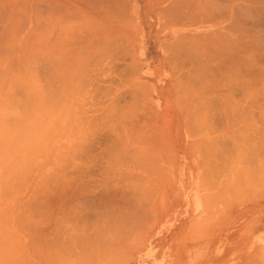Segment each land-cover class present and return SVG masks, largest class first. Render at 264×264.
I'll return each instance as SVG.
<instances>
[{"label": "bare ground", "instance_id": "6f19581e", "mask_svg": "<svg viewBox=\"0 0 264 264\" xmlns=\"http://www.w3.org/2000/svg\"><path fill=\"white\" fill-rule=\"evenodd\" d=\"M12 1L13 0H0V73H3V72L5 73L4 69H10V70L18 69L19 71H23V72L27 71L28 73L34 72L35 77H36V72L40 73V71H38L39 69L44 71V69L48 68L53 73V74L49 73V75L51 74V75L55 76V78H52V80L55 81V79H58V81L57 80L56 81L59 82V80L64 78L66 89L70 85L69 90H71V86L73 88L75 87V83L73 84V82L76 81L77 76H78V82H77L78 86H76L78 88V89L76 88V93L78 90L77 99L79 100V98L81 97L88 104L89 100H87V99L91 98L93 93L95 94V90L97 91L98 86L102 87V85H100V84L106 83L108 80L112 84H114V85L116 84V83H114V81L110 80L114 69H116V73L118 72L117 68H114L115 61L117 60V57L115 58V56H117L116 53H119V55H120V52L123 53V55L121 54V56L127 55L126 53L131 54V50H133V52L136 53L137 46L134 43H135V41L137 42L138 40H140L139 29H135V28L132 29V35L136 40L133 38L134 39V42H133L132 39L130 38L132 45L129 46L127 44L126 39H125V37L128 35V29H131L128 26V22L123 23L121 20H119L120 23L122 22L123 24H115V22L113 21L114 19H112V21L110 20V18H113V16L109 17V19H108L109 11H108V13L105 12L104 15L99 13V15L101 14L102 17L104 18V21H101L103 18H101V15H100V18L98 16L95 21L90 23L92 28L88 27V29L85 30V32H81V30H80V33H78L77 25L74 23V21H78V11L81 13H84V9H85V8H79L78 9V0H19V2H12ZM94 1L96 2L95 7L96 8L101 7V8H99L100 10L102 9L101 11H104V10L107 11V9L109 10V8L113 10L114 7L110 6L109 3H111L114 6H115V3H117V2H115V0H94ZM122 1H124V0H122ZM119 2L117 4H119ZM158 3H159L158 6L160 7V9H161V5H162L163 9L165 10L162 12L160 10L159 18L160 17L166 18L167 14H168V15L174 17V19L176 20L175 22H172V23H175L176 25H182L180 27L174 26V27L170 28L168 31L171 34V37H172L171 40L173 39V43L171 42L172 45L174 46L173 51H174V53L176 52V55H177V56L174 55L175 60L172 58V60H174V62L171 60L172 63L175 65L174 66L175 68L173 70L176 69L175 73L178 74L177 75L178 77L176 80H177L179 86H177L176 88H178V89L180 88L182 90L181 91L182 93L179 91L182 94V96L184 95V93H188V95L190 96V98L188 96V99H186V100H188V103H187L188 106L186 104L187 108L182 109V111L185 113L186 117L184 118L185 115L182 116L184 119L180 120L179 129H180L181 135H184V136L186 135V136H188L189 139H191V137H193V138L198 137L199 138V140L197 142L194 141L193 143H189L187 141V139H185V137H183V136L181 137L182 139H181L180 146L182 148L181 151L184 152L183 153L184 158L188 159L187 156L191 154V149H198V150H201V152L203 151L204 153H206L205 152L206 150H207V152L211 151L210 148L212 146L213 147L211 149L214 148L212 151H214L215 149H218V148L214 147L215 146L214 144H216V138L213 140L212 145L209 143H204L205 138H203V137H205V134H208V133L231 134V133H235V132L238 133V130L239 131L242 130L241 129L242 125H243V128L245 129V130H242L244 136H245V133H247V132L249 133L247 128L249 127L248 125H250V127L252 126L251 128L249 127L250 130L254 127V132H256L254 134L260 135L263 138L262 139L263 141L261 140V138H260V140L259 139L258 140H259V142L260 141L262 142V143L260 142L261 145H264V143H263L264 142V0H158ZM123 6H124V4H123ZM237 11L242 12L244 19L237 17V13L239 14V12H237ZM111 12L113 13V11H111ZM162 13H164L165 16H163ZM94 15H96V14H94ZM195 15L199 17L198 20H201V21H199V22H201V25L202 26L205 25V26L202 27L201 29L197 30L196 34H192V33H189L187 30H185V29H188L187 25L181 24L180 20L182 19L184 21H187L189 18H191L193 16L195 17ZM239 15H241V14H239ZM98 18H99V21H97ZM114 18H115V16H114ZM202 18H205V19L203 20ZM256 20L259 21L260 24H258V25L256 24V26H255V22L253 23L254 25L248 24V22H250V21L253 22ZM257 21H256V23H258ZM183 27H184V29H183ZM184 30L186 32H183ZM139 44H140V42H139ZM163 48L165 49L166 47H164V45H163ZM171 50H170V52H171ZM166 52L168 53V49L166 50ZM139 60H140V58H139ZM120 61H125V60L121 59ZM123 66L124 65H122V69L124 70ZM142 66H143V64H142ZM128 67H130V65H128ZM136 67L134 66V69H131V67H130V69L128 68V70H132L131 73L132 72L135 73L136 71L134 72V70L136 69ZM126 68H127V66H126ZM48 69L46 70V72L48 71ZM122 69L120 71H122ZM41 73H42V71H41ZM127 73L129 75L131 74L130 72H127ZM8 74H9V72H8ZM113 74H115V72ZM120 74H122V73H120ZM2 75L0 74V77H2ZM9 76L10 75H8V77ZM29 76H30V74H29ZM45 79H47V78L45 77ZM19 80H18V82H19ZM116 80H117V78H116ZM120 80H122V78ZM128 80L130 81V79H128ZM16 81H17V79H16ZM49 81H51V80H49ZM129 81H127V82L125 81L123 84H128ZM11 82L14 83V86L17 85L15 80L11 81ZM20 82L18 84L22 83V82L21 83ZM57 82H55V84ZM110 82H108V84H111ZM3 84L5 85V81L3 82ZM3 84L0 85L1 86L0 94L2 92L1 89L5 90V87L8 85L6 83L7 85L4 86ZM71 84H73L74 86ZM118 84H119V82H117V84L115 85L116 91L111 92V93H113L112 95H111V93L108 94V92H110L108 90L111 88V85L109 86L110 88L109 87L107 88L105 86V89L106 88L108 89V90L106 89L108 92L104 91L107 94L106 95L104 93L106 95L105 97H109V98L111 97L110 98L111 103H109L108 106L105 107L103 114L101 113V119H103V121H104L102 123L100 122L101 124L98 122V120L100 118L98 116V114H97V116H94V117L92 116L93 113H96V111H98L97 108H96L97 110L94 109L96 111H94L92 108H90L91 103L93 105V102L96 103L95 101H90V106L88 105L89 107H87V109L90 108L89 110L82 109L85 111L87 110L86 113H83L85 116L82 114L83 116L81 115L80 117H77L79 119L81 117H85L84 120L81 118L80 119L81 121H78L77 125H76V122L78 119L76 121H73L74 123L72 122L69 124L67 122V120L69 119L68 121L70 122V119H71L70 116H72L70 113H72V112L74 114L80 113L82 110L80 109L81 111L79 110L78 112H74V111H72L73 107L71 106V108H72L71 109L72 112H71L69 106L72 104L74 105L76 100H73V98H72V101H75L74 103L71 100H70V102H69V100L64 101L66 104L69 103V105L64 104L66 107L67 106L69 107V108L67 107L68 110H64V112L66 111L65 114L67 112L69 114L64 123L66 124V122H67V124H69V125L65 126L66 130L68 132L70 129L71 130L69 133L66 132L67 135H65L66 133L65 134L63 133V134L65 136L69 135V137L71 135L70 138H74V140L73 141L70 140L71 144H69V145L65 144L68 146V147L65 146V147H67L65 149V150H67V153H66V156H67L66 159L67 160L65 161V159L63 157L62 158L64 159V163L67 162L68 166L66 167L65 166L66 164L65 165L63 164L64 167H62V168H63V172H65V173L63 174L61 180H59V179L56 180L58 182H56L57 186L55 187L56 188L55 190H53V189L49 190L48 189V194L49 195H54V193L57 195L59 194L61 196L60 198H62V200H60V201H63V204H62L63 207L61 205H58L59 204L58 202H57L58 204L56 202L53 203V205L56 204V208H55V205L54 206L51 205L54 207V208H52L51 211H53L54 209H57V205L60 206L58 208H62V209H60V210H62V214H60V215H62L61 216L62 219L60 218L61 219V225H62V226L61 225L60 226L62 228L65 226V229H66L67 223L73 224L74 220H76V218H74V216L77 217L76 214H78V223H77L78 224V227H77L78 239H75L78 241V243L75 245L76 246L78 245L79 249H80V247L83 248L82 244L85 243L84 245H86V243H87L88 238L86 239V242L83 241V239L86 237V235L84 237L86 230L85 231H83V230L86 229L88 226L86 227L87 222H83V221L87 220L88 213H93L95 211L94 215H96V214H98V212H97L98 209L103 211L105 213L104 216L100 217L99 219H95V218L99 217V216L96 217L97 215L94 217L95 220L102 221V222L98 223V225L100 227L98 225H95V224H97L96 222H98V221L93 222L95 224H93V223H90V224H93L94 228L96 226H98L99 228H101V226H103V225L105 227L108 226L110 233H112L113 231L116 232L120 229H123L127 223L128 224L131 223L132 225H130V226L132 227L134 221L141 223V224L136 223L135 224L136 226L138 225V226L142 227V226H144L142 223L149 221L151 218L155 217V213L156 214L158 213V207H159L158 201L161 197L165 196V194L162 193L163 183L167 182V185H168V188L165 187V190L167 188L165 193L167 194L169 191V194H171L173 185L176 183V179H178L177 175H176L177 173L175 170L178 168V166H180L179 164L181 162H179V164H177L178 161H176V162L170 161L169 158H170V156H173L174 154H176L175 153L176 151L178 153H180V151H178V150L175 151L174 144L171 142L170 138H168V140L170 139V141H168L167 144H164V146H162L163 144L158 145V143L155 144L154 141L147 140V143L149 142L150 146H152L154 144L153 146L156 147L158 145L157 146V147H159L158 150L153 149L155 154L149 155L148 152H144L143 154H141L140 152H138V150L137 151L136 150L131 151L130 141L133 139V137H132V139L130 137L131 134H132V136L133 135L135 136L137 134L136 131H138V132L142 131L138 135L135 136V137H139L140 134L141 133L143 134V131H144V130H142V128L144 127L142 125V123L138 122L139 124L137 123V127H138L137 128L135 126L136 125L135 121L138 120L139 112H141V113L146 112V111L142 112L140 110V108L143 104L142 102H144L146 98H143L144 101H143V99H142V101L140 100V102H141V105H140L138 100H137L138 98L136 97V95L138 96L139 94H143V93L145 95L146 92L139 93V92H141L140 90H143L142 88L141 89L138 88V89H136V91H130V92H136V93H131L133 95L131 97L135 96V98L137 100L136 102L138 103V104L135 103L137 106H136V108L134 107L135 110H133V111L137 110L136 112H134L136 115H133L132 113H128V111L126 112L124 110L122 112H120L121 111L119 109L120 105L117 106L118 103L116 104L115 100L118 99L119 104H121L120 103V100H121L120 97L121 96L119 95V91H120L121 87H124L125 85L119 84V86H118ZM50 85H51V82H50ZM3 86H4V88H3ZM14 86H12V87H14ZM54 86L55 85L53 84L52 87H54ZM62 86H64V84ZM55 89H57V88H55ZM69 90L67 89V92H69ZM137 90H139V91L137 92ZM5 91H7V90H5ZM63 91H64V89H63ZM73 91L75 93V89L72 90V94H73ZM36 93H34L35 96L36 95L38 96L40 94V93L39 94H36ZM91 93H92V95H91ZM64 94H66V93H64ZM134 94H136V95H134ZM6 95H9V94H6ZM42 95L41 96L39 95V97H41V98H39V97H37V98L40 99V103H42V105H43V103H44L43 102L44 101L43 96L44 95L43 96ZM100 95L102 96V98H104L103 94H100ZM101 96L99 97V99L101 98ZM70 97H71V94H70ZM73 97L75 98V96H73ZM2 98H4V97H2ZM33 98H34V96H33ZM67 98H68V96H67ZM93 98H95V97H93ZM95 99L97 101V98H95ZM139 99H141V97ZM41 100H43V101H41ZM84 100L83 101L79 100L78 104L79 103L81 105L83 104V106L86 107L87 104H86V102L84 103ZM186 100H185V103L187 102ZM60 101H61V99H60ZM80 101L83 103H81ZM57 102H58V100H57ZM98 102H100V101L98 100ZM151 102H152V104H154V102L152 100H151ZM183 103H184V101L182 100V104ZM97 104L95 106H97ZM101 104L102 103H100V105ZM65 106H63V107L60 106L61 108L59 107V111L60 110L62 111V108H65ZM79 106L80 105H78L77 110L79 109ZM116 106L119 108L117 109ZM146 106L149 107V103ZM42 107H45V106L43 105V106H41V108ZM152 107H153V109H157V108H155V106H152ZM209 107H210V109L211 108L212 109L208 110ZM223 107H225V108H223ZM81 108H83V107H81ZM146 108L147 107H145L143 109L146 110ZM149 108H151V107H149ZM149 108H147V110H149ZM132 109L133 108H131V111L130 110L129 111L132 112ZM153 109H150V112L151 113L153 112V114L155 115L156 112ZM218 109H221V110H218ZM43 110H44V108H43ZM74 110H76V107L74 108ZM100 110H102V109H100ZM21 111H24V110H21ZM27 111H28V109H27ZM59 111H57V112L60 113ZM212 111H216V114L213 115L214 117L212 116L213 121L215 119L221 120V118L223 120V117H225V120L227 121L228 124L226 126L223 125L224 127L221 126L222 128H220V129L217 127L208 128V127L202 126V123H204L207 119L209 120L208 117L206 119V116L209 115V113H207V112H212ZM45 112H46V110H45ZM51 112H53V113H51V115L53 114L52 116H54L51 118V115H50L51 120H56L55 117L59 116V114L57 115V112H56L57 116H55V112L54 111H51ZM147 112L149 113V111H147ZM23 113H25V112H23ZM31 113H32V111H31ZM24 115H22V117ZM66 115H64L63 117L66 118ZM102 115H104V116H102ZM156 115H155V117H158ZM60 116H61V114H60ZM30 117L32 118V115ZM68 117H70V118H68ZM141 117L143 118V116H141ZM108 118L109 119L111 118L114 121V122L112 121V123H114L115 125L110 126V123L107 122L109 125L108 126L106 124V121H109ZM145 118H147V117H145ZM180 118L181 117H179V119ZM186 118L187 119L189 118L188 119L189 121L190 120L193 121L192 125H191V121L186 122ZM101 119L99 121H101ZM73 120H74V118H73ZM210 120H211V118H210ZM94 121L97 123L95 124ZM130 121H132V122H130ZM143 121H145V120H143ZM48 122H50V121H48ZM119 122L122 124L123 130L118 129V131L119 132L124 131V135H126V137L130 134L129 137L131 140H129V144H128L129 146L127 144H125V142H124L125 137L121 133H120L121 135L118 133L120 136H122V138L120 137L121 138L120 140H118V138H115L116 137L115 134L114 135L112 134L114 137L110 135L112 133V131L114 132L115 130H117V128L114 129L112 127L120 125ZM129 122H130V125L128 126ZM57 123H58V120H57ZM89 123H90V125H89ZM92 123L96 125L95 128H98L97 131L99 129L101 130V128L103 127L102 124L107 125V129H109L108 131L111 130V132H109L110 134H108V132L105 133L106 136L104 139L107 141L106 142L107 146H109L108 145L109 141L111 144H113L111 142L112 137L115 138V140L117 139L118 142L121 141V147L120 148L118 146L117 147L118 149H116V146H115V149H116L115 151H118L119 154L117 152L116 153H109V152H111L110 150L114 149V147H113V149L112 148L109 149V152H108V150L103 149L102 154L100 153V156L97 158L98 161L91 159L94 157H90V159L88 158L89 156H91L93 154L92 149L91 150H89V149L85 150L88 147V144L89 143L91 144V142H90L91 140L89 141L88 139L89 138L90 139L96 138L94 134L99 132V131L97 132L95 128L91 129L92 131L90 130V128H88L91 131V132L88 131V134L89 133L91 134L93 132V130L96 131V133L95 132H94V134L92 133L93 135L92 134H91V136L89 135L90 137L87 136V134L84 135L85 133H87V130H86L87 128L85 127V125L87 124L88 127H92V126L94 127L95 125H91ZM193 123H195V124L199 123V126L197 125L198 128H195V126H194L195 124H193ZM206 123H208V122L206 121ZM260 123H261V125H258ZM52 124H54V123L52 122ZM71 124H75V126H73ZM81 124H82V126H81ZM97 124L101 125L102 127L99 126L100 127L99 128ZM251 124H253V125H251ZM54 125H52V126H54ZM70 125H71V127H70ZM78 125L80 126L79 130H80V128L84 131L86 130L85 133L82 130L81 131L83 132V134L81 131H79V130L77 131ZM140 125H141V127H140ZM238 125H240L241 130L239 128H238V130H236ZM246 125L248 127L245 128L244 126H246ZM19 126H20V124H19ZM34 126H36V125H34ZM46 126H48V125H46ZM120 126L118 128H121ZM213 126H214V124H213ZM48 127H49V129H51L50 126H48ZM65 127L63 126V128H62L64 132L66 131ZM73 127L77 128V129H75L76 131H73V132H76V135H78L81 132L80 134L84 135L85 138L82 135H80V137L78 138V136H76L75 133L72 132V130H74V129H72ZM82 127L85 129H83ZM108 127H110L111 129ZM54 128H55V126H54ZM68 128H70V129L68 130ZM103 128H102V130L104 133V130H106V129L105 128L103 129ZM145 128H147V125L145 126ZM145 128H143V129H145ZM153 128H156V127H153ZM135 129H137V130H135ZM133 130H135V132ZM58 131H60V130H58ZM251 131H253V130H251ZM130 132H133L134 134L130 133ZM147 132H148V130H147ZM149 132H151V131H149ZM33 134H34V130H33ZM98 134H100V133H98ZM101 134H102V131H101ZM102 135H104V134H102ZM163 135H162L163 137L162 136H160V137H162V138H164L165 136L168 137L166 134H163ZM240 135H242V134H240ZM240 135H239V137H240ZM243 135H242V137H244ZM250 135H253V134H249L247 136L249 137ZM256 135H254V137H253L254 139H255ZM57 136H58V133H57ZM72 136H74V137H72ZM96 136L98 137L99 135L96 134ZM157 136H159V135H157ZM231 137H232V135L231 136L229 135L230 139H231ZM236 137L237 136L234 135V140L238 138V137L237 138ZM242 137L240 139H242ZM56 138H58V137H56ZM66 138L67 137H65V139ZM249 138L245 137L242 139L243 142L245 140L244 144L247 143L246 139H249ZM253 138L251 136V139H253ZM61 139H63V138H61ZM81 139L83 142H84L83 139H85L84 144H83V142L80 143ZM122 139L124 140L123 142H122ZM218 139H217V141H218L217 145L220 144L219 143L220 140H218ZM240 139L238 138L239 141H241ZM86 140L89 141V143L87 145H86ZM134 140H133V142L135 143L136 139H134ZM238 140H236V145H234V147L235 146L237 147V145L239 143L238 149H240L241 152H243V149L245 147L241 146V148H240L241 143L240 142L237 143ZM256 140H257V138H256ZM93 141L95 142V140H93ZM230 141L232 143V140H230ZM255 142H257V141H255ZM114 143H116V141ZM260 143H255V144H259L257 146L262 147V146H260ZM93 144H95V143H93ZM204 144H206V145L208 144L207 145L208 147H206L207 149L204 147V146H206ZM248 144L250 145V142ZM250 146H249V148H250ZM253 146H251V149H252L251 152L253 151V148H252ZM258 147H256V149H255L256 151L255 150L254 151L255 152L258 151L260 153V150H259L260 148L258 149ZM88 148H90V147H88ZM91 148H93V147H91ZM203 148H205V149H203ZM39 149H40V146H39ZM63 149H64V143L62 146V153H63ZM128 149H130V150H128ZM263 149H261V151L264 153ZM245 150H247V149H245ZM115 151L113 150V152H115ZM235 151L237 152V150H235ZM84 152H85V155H87V157L86 156L83 157V159L85 158V160H83L81 156L80 157L78 156V154H81V153H83L82 155H84ZM197 152H199V151H196V153ZM211 152H210V154H211ZM241 152H239V153L241 154ZM249 152H250V150H249ZM249 152L247 150V152H246V153H248L247 157H248V159L252 160L254 157L252 155L254 153L252 152V154H249ZM86 153H88V154H86ZM259 153H255V155L258 154V155H256L258 157ZM115 154H118V155H115ZM206 154L210 155L209 152ZM146 155H149V156H146ZM250 155L252 158H249ZM183 156H182V158H183ZM262 156H264V154ZM238 157H239V155L237 156V158ZM247 157H245V160L243 157H241L243 160L242 159H236V161L241 160L242 161L241 163L243 165L244 162L246 161ZM260 157H261V155H260ZM209 158H211L210 159V161H211L212 156H210ZM79 159H80V162L78 163ZM214 160H217V159L214 158ZM100 161H102V163H101L102 166L99 163ZM201 161L203 162V160H201ZM212 162H213V160H212ZM249 162H250V160H249ZM260 162H262V164H264V160L263 161L260 160ZM185 163L188 164L187 162H185ZM192 163H193V161H192ZM197 163L200 166L201 163H199V162H197ZM241 163H240V165H241ZM99 165H100V167H99ZM206 165L209 167V164H206ZM249 165L252 166L251 163ZM249 165L246 164V166H248L250 168ZM70 166H73V167L70 168ZM246 166L243 165V168L245 167V169L246 168L248 169V167H246ZM212 167H211V169L215 168V167L214 168H212ZM69 169H71L74 172L73 173H70V171L68 172ZM217 169H218V167H217ZM249 170L250 169H248V171ZM257 170H259V169H257ZM257 170L255 169V173L258 172ZM221 171H219V172H221ZM215 172H217V171H215ZM215 172H214V174H215ZM251 173H253V172L252 171L250 172V176H249L250 179L252 178L251 176L253 175ZM222 174L223 173H221V175ZM256 179H257V177H256ZM207 183H209V182H207ZM215 184H216V182H215ZM54 185H55V182H54ZM212 187H214V185ZM236 188L237 187H235V190H236ZM37 190H39V189H37ZM45 196H47V195L45 194ZM54 197H56V196H54ZM206 197H208V196H206ZM37 198L39 199L41 197L37 196ZM46 198L48 199V197H45L44 200H47ZM38 199H35V200L37 201ZM40 200H42V199L38 200L40 202L39 204H42V202ZM58 200H59V197H58ZM32 202H34V201H32ZM66 202L68 205L66 204ZM77 202H78V204H77ZM31 204H33V203H31ZM36 204L39 205L38 203H36ZM43 204H46V202L45 203L43 202ZM33 205H30L31 206L30 208H32ZM48 206L44 205L43 206L44 208L42 207L43 209L41 207H40L41 208L40 209V208H38L39 206H37V208L40 209V211L37 210L36 212L39 211L38 213L40 214ZM34 208H36V207H34ZM71 209L76 210L78 213L76 211H74V212L72 211L74 214L70 213ZM57 210H59V209H57ZM34 211H35V209H34ZM16 213H17V211H16ZM31 213L34 214V212H32V211H31ZM38 213H37V215H38ZM43 213H45V211ZM47 213H48V208H47ZM100 213H99V215H103ZM70 214H72L70 217L71 218L73 217L74 220H71V218L69 217ZM44 215H46V214H44ZM34 216L35 215L31 216L30 218H33ZM38 216L40 217L41 214ZM66 216L69 218L67 219ZM39 217H37V218H39ZM91 217H93V216H91ZM37 218H34V221ZM40 218L43 220L42 217H40ZM54 219L56 220L58 218L53 217V220ZM94 219L93 220L91 219V220L95 221ZM68 220H69V222H67ZM34 221H32V222H34ZM52 221H51V224H52ZM87 221L89 222L90 220H87ZM151 222H152V219H151ZM84 223H85V226H84ZM34 224H35V222H34ZM80 224H83L82 226H84L86 228L81 229ZM90 224L88 223V225H90ZM57 226H58V228H57ZM93 226L91 225L92 228L91 227L90 228L88 227V228L91 230V229H93ZM130 226L128 227V230L131 229L130 233L132 230L134 231L135 228H136L135 229L136 231H137V229H140V228L135 227V226H134L135 228H133V227L131 228ZM24 228H26V227H24ZM31 228H33V227H31ZM55 228H57V232H55L56 233L55 236H57V238L59 236L62 237V235H59V234L62 233L63 230H61V229H60L61 231L58 230L59 224H57L55 226ZM125 228L127 229V227H125ZM143 228H146V225ZM27 229H28V227H27ZM28 231H29V229H28ZM33 231L35 233V230H33ZM51 231H49V232L51 233ZM103 231H104L103 234L101 231H98L97 234L95 233L96 231H94V233L96 236L101 235V238L103 239L106 235L105 232L107 230L105 231L103 229ZM139 232L141 233L142 231H139ZM64 233H65V231H64ZM66 233H67V231H66ZM137 233L134 232V234H137ZM30 234L33 235V233H30ZM43 234H45V233H43ZM91 234H92V236H94L93 233H91ZM14 235H16V234H14ZM102 235H104V236H102ZM81 237L83 238L82 240H81ZM88 237H91V235ZM52 238H54V237H52ZM55 238H54V242H55ZM91 238H93V237H91ZM98 238H100V236ZM125 238L126 237L124 236V239ZM37 239H38V237L35 239L38 242ZM95 239H96V237H95ZM124 239H122V240L124 241ZM93 240H94V238H93ZM93 240H92V244H96V243H98V241L100 239L98 241L96 239V241H97L96 243H95V241L93 243ZM43 241H44L43 243L45 244V237H44ZM51 241H53V239ZM56 241H58V240H56ZM101 241L103 242V240H101ZM101 241H100V243H102ZM107 241H109L108 238H106V243H107ZM123 241H118L120 243H117L116 247L121 246L122 245L121 242L122 243L125 242V241L124 242ZM127 242L129 243V241H127ZM19 243H20V241H19ZM55 243H57V242H55ZM68 243H67V245H68ZM137 243H139V242H137ZM109 244H110V242H109ZM52 245H53V243H52ZM67 245H65V246H67ZM98 245H100V244L98 243ZM110 245H113V246H111L113 248L115 246L114 243L112 244V242ZM41 247H42V245H41ZM55 247H56V244H55ZM100 247H103V248H101L102 250L105 249L106 247L108 248V243H107V246H104V244H103V246H100ZM124 247H125V245H124ZM126 247H128V246H126ZM131 247H133V244ZM36 248H37V246H36ZM43 248L46 249L45 247H43ZM52 248H53V246H52ZM59 248H57V249L59 250ZM110 248L105 249V250L110 251ZM113 248L111 251H113ZM118 248H119V253H120L121 252L120 247H118ZM12 249H13V247H12ZM61 249H62V247H61ZM98 249H100L99 246H98ZM114 249H116V248H114ZM47 250H49V249H47ZM82 250H79V252ZM88 250L92 251L90 246H89ZM95 250L96 249H94L93 251H95ZM49 251H51V250H49ZM96 251H98V250H96ZM111 251H110L111 254L114 253ZM115 251H117V250H115ZM13 252H15V249L13 250ZM54 252H56V251L54 250ZM61 252H62V250H61ZM85 252H86V250H85ZM85 252L83 251V252L79 253V254H82L81 257L83 256V260L80 259V261H79L82 264H84V263L86 264L88 259L87 260H85V259L88 255L91 256V254H84ZM101 252L104 253V251H99V253H100V254H98V255H100L99 258L100 257L102 258ZM123 252H125V250ZM43 254L45 255V251ZM105 254L107 255L108 253H105ZM115 254H116V252H115ZM8 255H11V254L8 253ZM47 255H49V254H47ZM58 255L59 254H57V257H59ZM63 255H64V253H63ZM85 255H87V256H85ZM98 255L97 254L94 255V252H93L92 256H93V258H95L94 256H97V258H98ZM72 256H70V257L72 258ZM84 256H85V259H84ZM112 256H114V254H112ZM112 256H111V258H114ZM70 257H68V258H70ZM104 257H103V259H105V260L108 259L107 258L108 256L105 258ZM22 258H23V256H22ZM38 258L40 259V257H38ZM48 259H46V261ZM103 259H101L102 261L100 260V263H98V264H102ZM50 260H51V257H50ZM64 260H65V258H64ZM81 260H82V262H81ZM109 260H112V259H109ZM71 261H69V262H71ZM66 262H68V261H66ZM30 263H32V262L30 261ZM49 263H50V261H49ZM61 263L64 264L62 262V260H61ZM87 263H89V262H87ZM89 264H91V263H89ZM109 264H110V262H109Z\"/></svg>", "mask_w": 264, "mask_h": 264}, {"label": "rangeland", "instance_id": "374dc122", "mask_svg": "<svg viewBox=\"0 0 264 264\" xmlns=\"http://www.w3.org/2000/svg\"><path fill=\"white\" fill-rule=\"evenodd\" d=\"M82 1H83L84 5H78V9L79 8H85L84 9V13H81V12L78 11V21H74V23L77 25L78 33H80V30H81V32H85V30H87L88 27L92 28L90 23L95 21L98 16L100 18L101 14L104 15L105 12L108 13V11H109L108 19H109V17L113 16V18H110V20L112 21V19H114L113 21L115 22V24H123L124 22H128V26L131 29H128V35L126 37L124 35L123 36L125 37V39L127 41V44L129 46L132 45V43L130 41V38L132 39L133 42H134V39H135L133 37V35H132V29H134V28L135 29H139V31H140V34H139L140 40H138L137 42L135 41V43H134L137 46L136 53L133 52V50H131V54L126 53L127 54V55H125L126 57L125 56H121V54L123 55V53H121V52H120V55H119V53H116L117 56H115V58L117 57V60L115 61L114 68H117V71H118L117 73L118 74L116 73V69H114L113 73L115 72L116 75L112 73L110 80L114 81V83H116V84H117V82H119L120 85H125L124 87H121V89L119 91V95L121 96L120 97L121 100L120 99L119 100H120L121 104H119L118 99L115 100V103L116 104L118 103L117 106L120 105V108L116 106L117 109L119 108L121 110L120 112H122L124 110L126 112L128 111V113H132L133 115H136L134 112H136L137 110L133 111V110H135L134 107L136 108V106H137L136 104H138L136 101L138 100L139 104L141 105L140 100L142 101L143 98H146L147 100L145 99V101L143 99L144 102H142L143 104H142L140 110L142 112L143 111H146V112L149 111V113L148 112L147 113L146 112H143V113L139 112L138 120L135 121L136 125L134 124L135 122L133 123L136 127H137V123L138 122L142 123V125L144 126L143 128H145V126L147 125V128H145V129L142 128V130H144V131H143V134L141 133L139 137H135V136L138 135L142 131H140V132L136 131L137 134L135 136L134 135L132 136V134L130 136V134H129L127 137H126V135H124V131L119 132L118 129L123 130L122 124L120 122L119 123H120L121 126L117 125L115 127H112L114 129L117 128V130L114 131L115 133L112 131V133L110 134L109 132H111V130L108 131L109 129H107L108 123H110V126L115 125L114 123H112L113 120L111 118L110 119L108 118L109 121H106L107 125L105 123H104L105 125L102 124V126L106 129V130H104V133H103V130H102L103 127L101 125H99V124H97L98 127L101 126L102 128H101V130L100 129L98 130L99 132L97 131L98 128H95L96 127L95 124L97 122H95V121H94L95 124H93V123L91 124V125H95L94 127L93 126L92 127H88L87 124L85 125V127L87 128L86 129L87 133H85L86 130L84 131L81 128L79 130V127H80L79 125H78V129L73 127L72 129H74V130H72V132L76 131L75 129H77V131L78 130L79 131L82 130L85 133L84 135L87 134V136H89V135L91 136V134L92 133L94 134V132L96 133V131L98 133H100V134L96 133L97 135H99L98 137L96 136V134H94L96 138H94V139H90L89 138L88 139L89 141L91 140L90 142H91L92 145L89 143V141L86 140V145L89 143L91 146L88 144V147H90V148H88L86 145L85 146L87 148L84 146L86 148L85 150H88V149L89 150H91V149L93 150V154L91 156L88 155L89 156L88 158L90 159V157H94V158H91V159H94V160H97V158L100 156V153L102 154L103 149L104 150H108V152H109L110 148L113 149V147H114V149H113L114 151L116 149H118L117 148L118 146L120 148L121 147V141L118 142V140H120L122 138V136H120L121 134L125 137V138L123 137L125 141L122 139V142L124 141L125 144H127V145L129 144V140H131L132 137H133V139L130 141V149H131V151L132 150H136V151L138 150V152H140L141 154H143L144 152H148L149 155L155 154L153 149L158 150V148H159V147H157L158 145H160V144L162 145L163 144L162 146H164V144H167V142L170 141V139H171V142L174 144L175 151L176 150L180 151V153H178L176 151L175 152L176 154H174L173 156H170V158H169L170 161H175V162L178 161L177 164H179V162H181L179 164L180 166H178V168L175 170L176 173H177L176 175H177L178 179H176V183L173 185L171 194H169V191H168L167 194L165 193L167 188H168V185H167V182L163 183V185H162L163 186L162 187V193L165 194V196L161 197L159 199V201H158L159 202L158 213L157 214L155 213V217L151 218L152 222H151V219H150L149 220L150 222L147 221V222L142 223L144 226L146 225V228H143L144 226H142V227L138 226V225L136 226L135 225L136 223L137 224H141V223H138V222L134 221V223L132 222L133 223L132 227L133 228H135V227L140 228V229H137V231L135 230L136 229L135 228L134 231L132 230L131 233H130L131 229L128 230V227L130 225H132V224L131 223H129V224L127 223L126 224L127 226L125 225V227H127V229L124 227L123 229H120V230H118L116 232L113 231L112 233H110L108 226L105 227L103 225V226H101V228H99L100 226L98 225V223H100L102 221H98V220H95V219H99L100 217L104 216L105 213L103 211H101L100 209H98L97 210L98 214H96L97 216L94 215L95 211L93 213H88L87 216H88L89 219L87 218V220H90V221L88 222L86 220V221H83V222H87L86 227L88 226L90 228L91 225L93 226V224H95L93 222L98 221V222H96L97 224H95V225H98L99 227L96 226L94 228V226H93V229L90 230L88 227H87L88 229L86 227H84L85 223H84V226H82L83 224H80L81 225V229L86 228V229L83 230V231L86 230V232L84 234V237H85V235H86V237L84 239L81 237V240L83 239V241L86 242L87 238L88 239L90 238V239L89 240L87 239L86 245H84L85 243L82 241L84 243V244H82L83 248L80 247V249H79L78 245L77 246L75 245V244L78 243V241L75 240V239H78V229H77V227H78V224H77L78 223V214L75 213L77 217H75L73 215L74 218H76V220H74L73 217L71 218L70 216L72 214H70L69 217L71 218V220H74V223L73 224L67 223L66 229H65V233H66V231H67V233L65 234L64 231H63V233L61 234L62 237H60V238L58 237L57 238V236H56V238H55V235L47 234V233L46 234H42V235H37L36 234V235L33 236V239H34V250H31V251H21L20 250V251H15L16 253L13 252V250L4 251L3 253L5 254V256L7 258L10 257L9 259H11V261L13 260V263L11 262L9 264H21V261H24V263L26 264V261H27L26 255H33L34 256V260H33L34 264H53V263L54 264H56V263L57 264H62L61 260H62V262L64 264L65 263L66 264H68V263L69 264H82L79 261H80V259L83 260V256L81 257L82 254H79V253L83 252V251L85 252V250H86L87 253L85 252L84 254H91V256L90 255H88V256L85 255L87 257L85 259V256H84V259L85 260L88 259L87 262H89L91 264L100 263V260L103 259V257L106 255L105 253L109 254V255L107 254L105 256V257L108 256L107 257L108 259L106 258L108 261L103 259L102 264H107V263L109 264V262H110V264H193L192 262H190V259L189 260L188 259H184L183 261H181V260L175 261L174 259L171 258L172 251H175L177 249H181L182 250V246L180 245L181 244L180 243V239L182 237L185 236L186 238L187 237L189 238V242H190L188 244L189 246H191V244H195L196 242L201 243V240H202L203 235H204V229L205 228H207L209 226H212V225H216V226L230 225V223L232 222L231 216H233V217L237 216L238 219H235V221H236V223H238V225H240V224L247 225V226L257 225L256 223H254V220H253V223H252V219H251V216L256 214L257 211H258V214L260 216L259 221H258V225H261V226L264 225V219L261 218V216H264V164H262V162H260V160H262V161L264 160V156H262L264 153L261 151V149L264 148L263 147L264 145H261V143H262L261 141H260L261 143L259 142L260 138H261V140L263 138L260 135L254 134V133H256V132H254V127L251 129L253 131H251L250 128L252 126L250 127V125H248L250 128L247 125L244 126L245 128L246 127L249 128V129L247 128L249 133L246 131L247 133H245V136L243 135V131H242V130H245L243 128V125L241 126L242 128L240 127V125H238L236 130H238V128L242 129V130L240 129L241 131L238 130V133L235 132V133H231V134H223V133H221V134H214V133L213 134L212 133L205 134V137H203V138H205L206 142L204 141V143H209V144L212 145L213 144L212 143L213 140L216 138V144H214L215 145L214 147H216L218 149H215L214 151H212L214 149V148L211 149L213 147L212 146L210 148V150L212 152L208 151L209 154L211 152L210 155L206 154V153H208L207 150L205 151L206 153H204L203 151L201 152V150H198V149H191V154L187 156L188 159H185L184 156H183L184 152L181 151L182 148L180 146L181 139H182L181 137L182 136L185 137V139H187V141L189 143H193L194 141L197 142L199 140V138L198 137L197 138L191 137V139H189L188 136L181 135L180 129H179L180 120H183L186 117V115L182 111V109H186L187 108L188 100H186V99H188L189 95H188V93H184V95L182 96V94H181L182 90L180 88L179 89L176 88L177 86H179L178 82L176 80L177 77H178L177 76L178 74L175 73L176 69L173 70L175 68L174 67L175 65L172 63V61L174 62L175 56H177V55H176V52L174 53V51H173L174 50V46L172 45L173 39L171 40L172 37H171V34L168 31H169L170 28H172L174 26L180 27L182 25H176L175 23H172V22H175L176 20L174 19V17H172V16H170L168 14H167L166 18H163V17L159 18L160 10H161V12L165 11V10L163 9L162 5H161V9H160V7L158 6L159 5L158 0H124V1L115 0V2L118 3L120 1L121 3L120 2H119V4L115 3V6L112 5L111 3H109L110 6H112L114 8H113V10L109 8V10L107 9V11H105V10L101 11L102 9L101 10L99 9L101 7H98V8L94 7V9L92 8V10H91V9L88 8V4H89L88 1L87 0H82ZM12 2H19V0H13ZM123 4H124L125 7L123 6ZM111 11H113V13ZM237 12H239V14H241V15H239L237 13V17L244 19V16L242 15V12L241 11H237ZM93 13L96 14V15H94ZM99 13H101V14L99 15ZM162 15L165 16L164 13H162ZM114 16H115V18H114ZM193 17L189 18L187 21H184V20L181 19L180 23L183 24V25H187L188 29H185V30H187L189 33L196 34V31L201 29L205 25L204 24H203L204 26L201 25V22H199L201 20H198V18H199L198 16L195 15V17L194 18ZM99 18H98L97 21H99ZM101 18H103L102 15H101ZM202 19L204 20L205 18H202ZM119 20H121L123 23L122 22L120 23ZM101 21H104V18ZM256 21H253V22L250 21V22H248V24L254 25L253 24L254 22H255V26H256V24L257 25L260 24L259 21H257L258 23H256ZM183 29H184V27H183ZM185 30L183 32H186ZM139 42H140V44H139ZM163 45H164V47H166L165 49L163 48ZM167 49H168V53L169 54L166 52ZM170 50H171V52H170ZM139 58H140V60H139ZM172 58L174 60H172ZM119 59L120 60L124 59L125 61H120ZM142 64H143V66H142ZM122 65H124L123 66L124 70L122 69ZM125 65L127 66V68H126ZM128 65H130L131 69H134V66L135 67L137 66L136 69L134 70V72L135 71L136 72L135 73H133V72L131 73L132 70H128V68L130 69V67H128ZM121 69H122V71H120ZM25 72H27V71H25ZM127 72H130L131 74L129 75ZM120 73H122V74H120ZM28 74H30V76H28V78H38V75H36V77H35V75H34L35 73L34 72H30ZM20 78H22V76ZM50 78L51 79L55 78V76L51 75ZM116 78H117V80H116ZM121 78H122V80H120ZM128 79H130V81ZM56 80L58 81V79H55V81L51 80V85H49L48 90H46V91L48 92V96H49L48 107L50 108V110L52 109L51 111L55 112V116H57L59 114V116L56 117L57 120L60 117L59 119H60V123H61V131H62L61 132V138H63V139H61V145L63 146V143H64V149H63L62 157L66 161L67 160L66 159L67 158V156H66L67 150H65V149L68 146L65 145V144H68V145L71 144L70 140L73 141L74 138H70L71 135H70V137H69V135L65 136L71 130L70 128H68V130L70 129L69 132H68L66 130L65 126L69 125L73 121H76L77 119L78 120L76 122V125L78 124V121H81L80 120L81 118L84 120L85 117H81L80 119L77 118V117H80L83 113H86L87 110H89L90 108H92L93 110L97 108L98 111L100 109H102L99 112L96 111L97 110L96 109V110H94V111H96V113L92 114L93 117L97 116V114H98V116L100 117L99 118V120H100L101 119V113L103 114L105 107L108 106L109 103H111V101H110L111 97L110 98L109 97H105L107 94L104 91H106V92L110 91V92H108V94H110L113 91L115 92L116 91L115 90V87H116L115 85L116 84L115 85L112 84L109 80L106 83L100 84V85H102V87L104 86L103 87L104 89L101 86L100 87L98 86L99 90L98 89H97V91L95 90V94L93 93V95H92V93H91L92 97L90 96L91 98L87 99V100H89L88 104L83 98L80 97L79 100H82V101L84 100V103L86 102V104H87L86 107H84L83 104L82 105L80 103L78 104L79 100L77 99L78 90H77V93H76V88H77L76 86H78V84H77L78 76H77L76 81L73 82V84L75 83V87L73 88L71 86V90H69V87H70V85H69V87L67 88L69 90V92H67V89L65 87L64 78L59 80V82H57ZM125 81L126 82L129 81L128 84H123ZM55 82H57V83L55 84ZM108 82H110L111 84H108ZM53 84L55 85L54 87H52ZM63 84H64V86H62ZM73 84H71V85H73ZM119 84H118V86H119ZM110 85H111V88L109 87ZM105 86L107 88L109 87L110 89L108 90L106 88L108 90L107 91L105 89ZM55 88H57V89H55ZM138 88H140V89L142 88L144 90V91L140 90L141 92H139V93H142V92H146V93L148 92V93L147 94L145 93V95H144V93L143 94H139L138 96L136 94H134L138 98L136 100L135 96L131 97V96H133L131 93H136V92H130V91H136V89H138ZM63 89H64V91H63ZM74 89H75V93L73 91V94H74L73 95L72 94V90H74ZM138 91L139 90H137V92ZM64 93H66V94H64ZM70 94H71V97H70ZM100 94H103L104 98H102V96ZM112 94L113 93H111V95ZM43 95L45 96V94H43ZM99 95L101 96L102 99L101 98L99 99V97H100ZM33 96H34V98H33ZM67 96H68L69 99L67 98ZM73 96H75L76 99ZM37 97L38 96L37 95L35 96L34 93L27 92L26 93V102H27V104H31V103H33V101L36 102ZM93 97L97 98V101ZM122 97L123 98L125 97V98L123 99ZM140 97H141V99H139ZM72 98H73V100H76V102L72 101ZM189 98H190V96H189ZM60 99H61V101H60ZM57 100H58V102H57ZM65 100L66 101L69 100V102L71 100L73 103L75 102L74 105L72 104V105L69 106L70 107V111L72 109L71 108V106H72L73 107L72 111H74V112H78L80 109L81 110L82 109H87V107L90 106V101H95L96 103L93 102L94 106L91 103V107L89 109H87L86 111L82 110L83 111L82 112L80 110L82 112V113L80 112L81 114L80 113H75L74 114L72 111H71L72 113L69 112L72 116H70L71 117L70 122L68 121L69 119L67 120V122L69 124H67V122L65 124L64 122L66 121L67 116L69 115L68 112L66 113L67 115L65 114L66 111L64 112V110H68L67 109L68 106L66 107L65 105H67V104L69 105V103L66 104L64 102ZM98 100L100 102H98ZM151 100L154 102L155 105L152 104ZM182 100L184 101L183 104H182ZM185 100L187 101L186 103H185ZM81 103H83V102H81ZM100 103H102V104L104 103V104L100 105ZM148 103H149V107H151V108L146 106V105H148ZM77 104L80 105L83 108H81L79 106V109L77 110V107H78ZM96 104H97V106H95ZM186 104H187V106H186ZM60 106L61 107L65 106V108H62V111L61 110L59 111V107ZM152 106H155V108H157V109H153ZM75 107H76V110H74ZM145 107L149 108V110H147V108H146V110H144L143 108H145ZM131 108H133L132 112H130ZM223 108H225V107H223ZM150 109L155 110V112L157 114V115L156 114L155 115L158 116V117H155L153 112L152 113L150 112ZM211 109H210V107L208 108V110H211ZM218 110H221V109H218ZM51 111H50V115H51V113H53ZM57 111H59L60 113H58ZM56 112H57V115H56ZM207 113H209V115L206 116V119L208 117L209 120H210V118H211V120L209 121L207 119L206 121L208 123H206V121H205L204 123H202V126H205V127H208V128L217 127V128L220 129V128L224 127L223 125L226 126L228 124L227 121L225 120V117H223V120H222V118H221V120H219V119L216 120L214 118L215 120L213 121L212 116L216 114V111L207 112ZM60 114H61V116H60ZM63 114L66 115V118L63 117L64 116ZM52 115H51V117H54ZM104 115H102V116H104ZM141 116H143V118ZM182 116H184V118ZM70 117H68V118H70ZM145 117H147L148 119L145 118ZM179 117H181V118L179 119ZM73 118H74V120H73ZM188 119L186 118V122H190L191 121V120L189 121ZM99 120H98L99 123L100 122L101 123L104 122L103 119H101V121H99ZM143 120H145V121H143ZM130 122H132V121H130ZM130 122H129V124L127 123L128 126L130 125ZM192 122L193 121H191V125H192ZM193 124H195V123H193ZM213 124H214V126H213ZM71 125L75 126V124H71ZM71 125H70V127H71ZM89 125H90V123H89ZM197 125L199 126V123L194 125L195 128H198ZM251 125H253V124H251ZM258 125H261V123L258 124ZM63 126L65 127V130H66L65 132L62 129ZM81 126H82V124H81ZM119 126L122 129L118 128ZM140 127H141V125H140ZM153 127H156V128H153ZM88 128H90V130L95 128L96 131L93 130V132L91 134L90 133L88 134V131L89 132L92 131V130L90 131ZM108 128H110V127H108ZM83 129H85V128H83ZM135 130H137V129H135ZM135 130H133V131L135 132ZM147 130H148V132H147ZM101 131H102V134H104V135L101 134ZM149 131H151V132H149ZM83 132H82V134H83ZM107 132L111 136H113L115 134L116 135L115 138H118V140L117 139L115 140V138H113L114 137L113 136L112 137L113 140L111 139V142L113 144H111L110 141H109V143H108L109 146H107V144H106L107 141L104 139L105 136H106L105 133H107ZM63 133L64 134L66 133V134L64 135ZM73 133H75V135H76V132H73ZM80 133L78 135H76V136H78V138L80 137V135H82ZM118 133L119 134L121 133V134L119 135ZM130 133H133V132H130ZM163 134H166L168 137L165 136L166 138L165 137L162 138L164 136ZM238 134L239 135L242 134L244 137H242V135H240V137H239ZM249 134H253V135H250L249 136L250 138H249L247 136ZM84 135H82V136H84ZM157 135H159V136H157ZM229 135L230 136L232 135L231 139L229 138ZM234 135L237 136L239 139L241 137H242V139L245 138V137H247L249 139H246L247 143L244 144L245 140H244V142L242 141V139H240L241 141H239L237 137H236L237 139L234 140ZM254 135H256L255 139L253 138ZM26 136L29 137V131L26 132ZM74 136H72V137H74ZM129 136L131 137V139H130ZM160 136H162V137H160ZM251 136H252L253 139H251ZM65 137H67V138L65 139ZM84 138H85V136H84ZM168 138H170V139L168 140ZM256 138H257V140H256ZM134 139H136L135 143L133 142ZM217 139L220 140L219 141V143H220L219 145H217V142H218ZM83 140L85 142V139H83ZM93 140H95V142ZM147 140L154 141V143L155 144L158 143V145L156 147L153 146L154 144L152 146H150L149 142L147 143ZM230 140H232V143H231ZM236 140H238L237 143L238 142L241 143L240 144V148H241V146L245 147V148L243 147L244 148L243 152H241V150L238 149L239 143H238L237 147L236 146L234 147V145H236ZM113 141L114 142L116 141V143H114ZM253 141L254 142L257 141L255 143H260V146H262L263 148L262 147H258L257 145H259V144H255ZM82 142L83 141L81 139L80 143H82ZM84 142H83V144H84ZM92 142L95 143V144H93ZM249 142H250L251 146L254 145L252 147L253 151L256 149V147H258V149L260 148L259 149L260 153L258 151L255 152L256 150L254 152L252 151L254 153L252 155V156H254L252 160L248 159V157H247L248 153H246L247 150H248V152H249V150H250V152L252 150L251 146L248 144ZM204 145H206V144H204ZM207 145L204 146V147L205 148L208 147ZM248 145L250 146V148H249ZM65 146H67V147H65ZM115 146H116V149H115ZM91 147H93V148H91ZM1 148L3 150V145H2ZM205 148H203V149H205ZM22 149H24V150L26 149L28 151L31 148H30L29 145L25 144V145L22 146ZM130 149H128V150H130ZM234 149L237 150V152ZM245 149H247V150H245ZM113 150H110L111 152H109V153H116L117 152L119 154L118 151L113 152ZM196 151H199V152L196 153ZM239 152H241V154ZM250 152H249V154H252V152L251 153ZM255 153H259V156L257 157L256 155H258V154L255 155ZM82 154L83 153L78 154V156L79 157L81 156L82 159L85 156L87 157V155H85V152H84V155H82ZM86 154H88V153H86ZM118 154H115V155H118ZM149 155H146V156H149ZM238 155H239V157L237 158ZM260 155H261V157H260ZM182 156H183V158H182ZM210 156H212V160H213V162L215 164L212 162V160L210 161V159H211V158H209ZM241 157H243L244 160H245V157H247L246 161L247 160L248 161L244 162V164H243L244 166H246V164L247 165H249L250 163L252 164V166L249 165L250 168L248 166H246V167H248V169H250V170L252 169L251 170L253 172V173H251V174H253L251 176L252 180L249 177L251 171L250 170L248 171V169L247 168L245 169V167L243 168L241 160H237L236 161V159H242ZM28 158H29V155H28ZM63 158H62L63 164L64 165L66 164L65 166L67 167L68 166L67 162L64 163V159ZM214 158L217 159V160H214ZM249 158H252L251 155L249 156ZM83 160H85V158ZM201 160H203V162ZM249 160H250V162H249ZM192 161H193V163H192ZM79 162H80V159L78 160V163ZM185 162H187V163L189 162V163L186 164ZM197 162L201 163L200 166L198 165ZM99 163L102 166V164H101L102 161H100ZM240 163H241V165H240ZM63 164H62V166L64 167ZM206 164H209V167ZM100 165H99V167H100ZM72 167L73 166H70V168H72ZM211 167L212 168L215 167V168L211 169ZM217 167H218V169H217ZM255 169L256 170L259 169V170H257L258 172H256L257 174L255 173ZM214 170L217 171V172H215ZM218 170L219 171L222 170L223 172L222 171L219 172ZM69 171H70V173L74 172L71 169H69L68 172ZM214 172H215V174H214ZM64 173L65 172H63V169H62L61 175H60V173H58V177L56 178V180H58V179L61 180V178H62ZM221 173H223V174L221 175ZM0 175H1V179H0V194L4 193V191H7V194L8 193L24 194V193H27L28 190L31 189L29 187V184H31V181L33 179V177H32L33 176V172H31L29 170H27V171H19V172H3V171H0ZM256 177H257V179H256ZM214 181L216 182V184H215ZM56 182H58V181H56ZM207 182H209L210 184L207 183ZM213 185H214V187H212ZM165 187H167L166 190H165ZM235 187H237L236 190H235ZM49 190H51V189H49ZM33 192H34V190L32 189V191H30V194L33 193ZM206 196H208V197H206ZM66 204H67V202H66ZM77 204H78V202H77ZM72 211L74 212L76 210H72L71 209L70 213H73ZM99 213L103 214V215H99ZM91 216H93V217H91ZM95 216L96 217L99 216V217L94 219ZM69 217L66 216L67 219ZM91 219L92 220L94 219L95 221H92ZM69 220L67 222H69ZM88 223L89 224L93 223V224L88 225ZM102 228L105 231L107 230L106 231L107 233L105 232L106 235H105V237L103 239L101 238V235H97V236L95 235V233L97 234L98 231H101L102 234H103L104 231H103ZM179 228H184V230H183V233L185 232L184 235H182V236L181 235H176V233L179 232L178 231ZM94 231H96V232L94 233ZM139 231H142V232L140 233ZM134 232L135 233L138 232L137 233L138 235L134 234ZM91 233H93L94 236H92ZM186 233H187V235H186ZM89 234L91 235V237L94 238V240H93V238L88 237V236H90ZM123 235L126 237L125 239H124ZM99 236H100V238H98ZM102 236H104V235H102ZM12 237L11 238L13 240L15 238L17 241H25V242L27 241L26 235H22V236L18 235V236H12ZM37 237H38V239H37L38 242L35 240ZM44 237H45V244L43 243L44 242L43 241ZM52 237L55 238V242H57V243L54 242V238H52ZM95 237H96L97 241L100 239L98 241V243L100 245H98V243H96L97 241H96ZM106 238L109 239V241H107L108 248L107 247L106 248L104 247V248L105 249H109L111 246H113V245H110L111 242H112V244L114 243V245H115L114 248H116V249H114L113 247L110 248V251L113 248V251H111V252H114V253H112V254H114V256H112L110 251L105 250V249L102 250L101 248H103V247H100V246H103V244H104V246H107ZM121 238L124 239L125 242ZM28 239H29V241H31V239L29 237H28ZM50 239L51 240L53 239V241H51ZM91 239L93 240V243L95 241V243L97 245L96 244H92V240ZM56 240H58V241H56ZM101 240H103V242ZM100 241L102 243H100ZM118 241H123L124 242V243L121 242L122 245L120 244L121 246H118V247H120V251H121L120 253H119V248L116 247L117 243H120ZM127 241H129V243ZM109 242H110V244H109ZM137 242H139V243H137ZM52 243H53V245H52ZM67 243H68V245H67ZM55 244H56V247H55ZM123 244L125 245V247H124ZM129 244L131 246L133 244V247H131ZM41 245H42V247H41ZM65 245H67V246H65ZM36 246H37V248H36ZM52 246H53V248H52ZM89 246L91 247L92 251L88 250ZM98 246H99L100 249H98ZM126 246H128V247H126ZM43 247H45L46 249H44ZM61 247H62V249H61ZM57 248H59V250ZM47 249H49L51 251H49ZM94 249H96L98 251H96V250L93 251ZM43 250L45 251V255L43 254L44 253ZM54 250L56 252H54ZM61 250H62V252H61ZM79 250H82V251L79 252ZM115 250H117V251H115ZM124 250H125V252H123ZM99 251H104V253L101 252L102 258L101 257L99 258V256H100V255H98V254H100ZM7 252L9 254H11V255H8ZM93 252H94V255L95 254L98 255V258H97V256H94L95 258H93V256H92ZM115 252H116V254H115ZM63 253H64V255H63ZM47 254H49V255H47ZM57 254H59L58 255L59 257H57ZM22 256H24V259H22ZM70 256H72V258ZM111 256L114 257V258H111ZM38 257H40V259ZM50 257H51V260H50ZM68 257H70L71 259L68 258ZM64 258L68 262H66L64 260ZM46 259H48V260L46 261ZM109 259H112V260H109ZM82 260H81V262H82ZM30 261H29V264H32V263H30ZM49 261H50V263H49ZM69 261H71V262H69ZM8 262H10V261H8ZM87 262H86V264H89Z\"/></svg>", "mask_w": 264, "mask_h": 264}, {"label": "crops", "instance_id": "0c3cea01", "mask_svg": "<svg viewBox=\"0 0 264 264\" xmlns=\"http://www.w3.org/2000/svg\"><path fill=\"white\" fill-rule=\"evenodd\" d=\"M87 1L89 3L88 8L91 10L92 8L94 9L95 1ZM78 5H84L83 1L78 0ZM47 69L48 68L44 69V71L39 69L38 71H40V73L36 72V75L39 73L38 78H28V72L19 71L18 69H4L5 73H0L1 75L3 74L2 77H0V85H2L4 81V86L8 84L5 87V90L7 91L1 89L2 92L0 94V148L3 145V150L2 148L0 149V171L19 172L29 170L33 172V179L31 181V184H29V187L31 189L28 190L27 193L7 194V191H4V193L0 194V264H9L11 262L13 263V260L11 261V259H8L5 256V254L3 253L4 251H10L14 249L15 251L34 250V239L32 238L34 235H42L43 233L56 235L55 232H57L58 226L57 228H55V226L57 224H59L58 230L61 229L65 231V226L63 228L61 227L62 217L60 214H62V210L60 209L62 208H58L60 207L58 205L62 206L63 204V201H60L62 200V198H60L61 196L59 194H48V189H56L55 187L57 185L55 178H57L58 173H60L61 175V171L63 169V161L61 160L62 145L60 119H58V123H56V117V120H51L52 117L50 118V109L48 107L49 96L46 90H48L51 82L49 80H52L50 78V75L53 73L49 69L46 72ZM49 73L51 74L49 75ZM8 75L10 76L8 77ZM21 76L22 78H20ZM45 77L47 79H45ZM14 80L18 86H14V83L11 82ZM18 80L19 82H22H20L22 85L18 84ZM27 92H37V94L40 93V96L42 94H45V96L42 95L44 97V99L42 98L44 101L41 100L44 102L43 105L45 107L41 108V106L43 105L42 103H40L39 98L41 97H39V95V98H37L36 102L33 101V103L31 104H27ZM30 114L32 115V118L30 117ZM22 115L24 116L22 117ZM52 122L55 125L52 124ZM46 125L50 126L51 129H49V127ZM52 125H54L56 129ZM27 131H29V137L26 136ZM55 136L58 138H56ZM25 144L29 145L31 149L28 151L26 149H22V146ZM32 189L34 190V192L30 194V191H32ZM45 194L47 196H45ZM37 196L41 197L39 199H42L40 200L42 204H39L40 202L38 201L39 199L37 198ZM43 197H48V199H46L49 202L47 200H44ZM35 199L38 200L36 201ZM32 201L36 202L34 203ZM43 202H46V204H43ZM55 202L59 203H57V209H59L60 211L57 209L51 211L52 208H54V205L56 208V204L53 205V203ZM31 203H33L34 205ZM36 203H38L39 205H37ZM30 205H33L32 208H30ZM44 205L49 206L47 207L48 213L47 208L44 209L45 213H43L44 211L40 213V217L43 218L42 220L38 216L40 215L38 212ZM37 206H39L38 208H41L38 209ZM30 210L34 212V214L31 213ZM37 210L39 211L36 212ZM30 215H35L36 217L34 216L33 218H30ZM53 217H56L58 219L53 220ZM34 218L37 219L34 221ZM259 218L260 216L257 211L256 214L251 216L252 223L254 220V223H256L257 225L247 226L242 224L238 225V223H236L235 221V219H238L237 216H231L232 222L230 223V225H212L205 228L201 243L196 242L195 244H191V246L188 245L190 243L189 238H186L184 236L180 239L182 250L177 249L175 251H172L171 258L175 261L190 259V262H192L193 264H264V225H258ZM261 218L264 219V216H261ZM32 221H34L35 224ZM51 221L52 224L54 223L53 225L51 224ZM15 223L18 224L16 225ZM32 229L35 230V233ZM183 230L184 228H179V232H177L176 235H184L185 232L183 233ZM49 231H51V233ZM13 233L16 235H14ZM30 233H33V235H31ZM62 233H60L59 235H61ZM11 235H26L27 241H20L19 243V241H17L15 238L13 240L11 238ZM28 237L31 239V241H29ZM26 258V264H29V260H31L32 264H34L33 255H26ZM22 259H24V256ZM21 264H25L24 261H21Z\"/></svg>", "mask_w": 264, "mask_h": 264}]
</instances>
